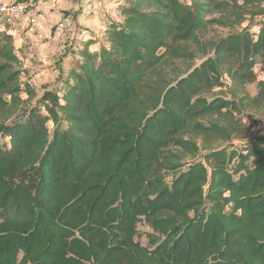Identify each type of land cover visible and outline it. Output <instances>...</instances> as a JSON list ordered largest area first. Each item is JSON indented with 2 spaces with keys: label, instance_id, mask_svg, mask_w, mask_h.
<instances>
[{
  "label": "trees",
  "instance_id": "1",
  "mask_svg": "<svg viewBox=\"0 0 264 264\" xmlns=\"http://www.w3.org/2000/svg\"><path fill=\"white\" fill-rule=\"evenodd\" d=\"M117 11L36 104L0 29V264H264V130L239 118L264 105V0ZM248 14L262 18L253 30L202 39ZM142 220L162 239L143 245Z\"/></svg>",
  "mask_w": 264,
  "mask_h": 264
},
{
  "label": "rangeland",
  "instance_id": "2",
  "mask_svg": "<svg viewBox=\"0 0 264 264\" xmlns=\"http://www.w3.org/2000/svg\"><path fill=\"white\" fill-rule=\"evenodd\" d=\"M16 1H22V2H27L29 4L32 5V8L36 9V5H33L35 3H37V0L31 1V0H16ZM33 2V3H32ZM61 4H60V9L62 10L63 8L66 7V5H64L65 3L71 2V4L77 5V10H75L74 12H70L69 11L67 13H65V15H67V17H69L70 19V23H71V34L70 37L67 39L66 44H65V48L64 50L60 52H58V55H55L53 53L49 54L46 52H43L42 57H38L37 55H33L31 56L30 54H28L27 60L29 61V65L32 67L35 66L34 69L31 68H26L29 71V75H32L33 79H34V84L35 86H37V88H39L38 91V98L34 101V103L36 104L40 97L43 94V88L44 87H53L54 85H52L50 83V77L48 78V75L50 74V76L52 75V73H54L56 70H60L62 69L63 65H65V59L67 58H74L76 56H78V51L82 48L85 47V43L90 39L93 38H97L99 40L104 39V32L105 30L101 31V27L102 25H108L109 22H117L119 21L120 18V14L117 11L118 8V3L122 2V0H60ZM231 4H234V1H230ZM239 4H242V1L238 2ZM82 4H87V5H93L95 6L94 9H84V7L82 6ZM252 10L253 6L250 5H246V10ZM73 10V9H71ZM87 10H90V13H87ZM39 13H41V11H39ZM94 16H96V20H99V23H101V25H98V23L93 22L92 20L94 19ZM214 16H221V14H215ZM230 18L233 19V15H230ZM251 18V14L246 15L245 20L242 23H235L234 21L228 23V25H222V24H212L209 29L207 30V32L202 36V39L206 41H216L221 37H225L231 33H235V32H242L244 29L246 30V28H249L250 30H253V28L255 27V24L258 23L259 21L262 20L261 17H256L255 19H250ZM62 22H60L59 24H61ZM58 24V26H59ZM65 26V24H64ZM63 26V27H64ZM60 27V26H59ZM0 28L2 30L8 31V33L12 34V31H16L18 29H20L21 31H23L19 25L17 23H13L9 20H7L6 18H4L2 15H0ZM25 32V31H23ZM26 33V32H25ZM42 34V32H40ZM43 38L41 40H39V45H43L45 43H47L49 41L48 37H46L44 34ZM103 41V40H102ZM23 50V49H22ZM60 53V55H59ZM44 58H48L51 60V64H56L57 68L55 70H53V67H49V68H38L37 65L40 61L39 58H41V60ZM198 58L195 59V61H191L190 63H193L195 65H199L201 63V54L198 53ZM30 62L32 64H30ZM41 62V61H40ZM178 65L180 68H186L187 63L183 62V61H179ZM60 67V68H59ZM255 71L257 73L258 76V80H262L264 79V68L261 65H257L255 68ZM50 72V73H49ZM224 80L226 82H230L229 79L227 78L226 75L223 76ZM49 83H46V80ZM26 79V76L24 77V80ZM54 81V80H53ZM58 85V84H57ZM57 85L55 86V88L57 87ZM54 88V89H55ZM229 88H225V89H220V88H216L214 91L220 95H227ZM245 90L247 91V93L251 96V97H256L259 93V86H258V81L253 82V83H249L246 85ZM23 97H26L25 94H23ZM239 118L242 119V121L247 124L248 126H250L251 131L253 136H255L256 134L260 133L261 131L264 130V105H260L259 108H253L250 109L244 113H242L241 115H239ZM50 128H53V123L49 122L48 123ZM242 139H234L233 141H231L230 143L227 144V146H231V145H240L242 143ZM0 142L2 144H5V142H8V139H6L3 136H0ZM200 144L202 143L201 139L199 140ZM214 143L216 145H223L224 143L221 142V140H215ZM203 154H201L197 159L200 160L202 159ZM193 160L190 157H187L185 160V167L186 169L190 167V165L192 164ZM138 230L140 232V237L137 238L143 245H148L149 244V239L151 237H155L158 238V240L162 239V236L160 234H158L157 232H155L153 230V228L145 222V220L140 221V223L138 224Z\"/></svg>",
  "mask_w": 264,
  "mask_h": 264
},
{
  "label": "crops",
  "instance_id": "3",
  "mask_svg": "<svg viewBox=\"0 0 264 264\" xmlns=\"http://www.w3.org/2000/svg\"><path fill=\"white\" fill-rule=\"evenodd\" d=\"M7 0H0V4L6 2ZM16 1V0H14ZM34 2V0H31ZM70 1V0H69ZM32 2V3H33ZM60 0H37V3L33 4L36 5V10L40 13V22H39V31L42 32V34H44L46 37H48L49 41L45 44H41L39 42H36L35 40H33V38L21 31L20 29L16 30V31H12V35L14 37V45L16 48V51L18 53V55L22 58L23 62H24V67L26 68H31V66L29 65V61L27 60V55L30 54L31 56L33 55H37L38 57H42L43 52H46L51 54H55L58 55L57 53L60 52L62 50H64L65 48V44L67 39L70 37V30H71V23H70V19L69 17H67V15H65V13H67L69 11L70 12H74L75 10H77V5L71 4V2L65 3L64 5H66L65 8H63L62 10L60 9ZM82 6L84 7V9H91L95 6L93 5H87V4H82ZM35 9V8H34ZM73 9V10H71ZM65 12V13H63ZM87 13H90V10H87ZM96 16H94V19L92 20L93 22L98 23V25H101V23H99V20H96ZM62 22L65 23L64 27H59L58 24ZM108 28V25H105L101 27V31L106 30ZM105 34V32H104ZM103 34V36H104ZM92 39H94L92 37ZM90 40V39H89ZM103 40V39H102ZM98 39V42L93 43L89 46L91 51H96L99 49L100 47V41ZM88 42V41H87ZM87 42L85 43V46L87 45ZM23 49V50H22ZM79 52V51H78ZM59 53V55H60ZM77 58H79V55L74 57V58H66L65 59V65H63L62 69L60 70H56L54 73H52V75L50 76V74L48 75V78L50 77V83L52 85L54 84H59L58 80H59V76L63 73H66L68 71V69L70 68L72 62L74 60H76ZM40 61L37 65L38 68H49V67H53L52 69L55 70L57 68L56 64H51V60L48 58H44L41 60V58H39ZM30 64H32L30 62ZM34 67H32L31 69H34ZM60 68V67H59ZM29 72V71H28ZM50 73V72H49ZM32 75H27L25 80H28L37 91H39V88H37V86H35V82L34 79L32 78ZM47 78L46 83H49L47 81H49ZM54 80V81H53ZM53 87H44L43 88V93L46 90H50V89H54L55 86Z\"/></svg>",
  "mask_w": 264,
  "mask_h": 264
},
{
  "label": "built area",
  "instance_id": "4",
  "mask_svg": "<svg viewBox=\"0 0 264 264\" xmlns=\"http://www.w3.org/2000/svg\"><path fill=\"white\" fill-rule=\"evenodd\" d=\"M0 15L13 23H17L36 42H39L43 38L38 28L41 15L36 9L32 8L31 4L22 1L7 0L0 4ZM64 24L61 23L59 26L63 27ZM255 32L256 34L259 33V28Z\"/></svg>",
  "mask_w": 264,
  "mask_h": 264
}]
</instances>
